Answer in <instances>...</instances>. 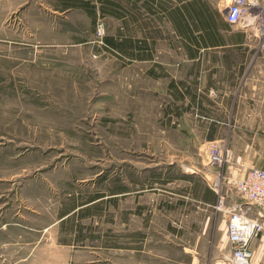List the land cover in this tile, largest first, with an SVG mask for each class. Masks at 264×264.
Here are the masks:
<instances>
[{
    "label": "rangeland",
    "instance_id": "1",
    "mask_svg": "<svg viewBox=\"0 0 264 264\" xmlns=\"http://www.w3.org/2000/svg\"><path fill=\"white\" fill-rule=\"evenodd\" d=\"M73 1L0 0V264L223 260L216 191L242 201L234 182L264 168V137L229 120L213 85L183 104L171 84L195 67L163 12Z\"/></svg>",
    "mask_w": 264,
    "mask_h": 264
},
{
    "label": "crops",
    "instance_id": "2",
    "mask_svg": "<svg viewBox=\"0 0 264 264\" xmlns=\"http://www.w3.org/2000/svg\"><path fill=\"white\" fill-rule=\"evenodd\" d=\"M126 4H129L136 9L146 10L147 4H157L159 0H124ZM167 4L175 6H190L195 4L199 11V18L195 20V25L201 26L202 29L193 28V38L195 42L187 41L186 39L178 36L182 43V47L179 50L182 51L184 58L194 64V69L189 72L188 77H193L190 81L182 79L180 81H172L176 85L182 84V88H179L184 98H181L185 105L202 106V92L207 93L210 91L213 85L215 93L220 94L214 100L215 105L222 107L227 111L230 109L231 122L240 123L248 122L251 124V132L254 137H264V54L256 51L253 54L254 60L251 64L246 65L243 61L240 64H234L232 60L235 56L240 54L250 53L251 49L255 45L250 37L239 26L230 25L225 19V10L228 7L231 0H165ZM259 5L264 8V0H257ZM59 6H55L56 10L66 11L76 6L73 4V0H57ZM217 12L218 16L214 15ZM190 26H194L190 18H186ZM215 25L216 28L212 31L218 33V41L214 44H206L201 41L202 36L208 26ZM188 51H192L193 55H190ZM214 55L219 59L218 63H225V65H215L211 67L203 66L205 60ZM230 60V61H229ZM230 62V65H226ZM210 70V71H207ZM226 73L230 76V86L225 87L230 96L225 97L223 94V88H221L223 78L221 75ZM213 74L214 79L211 76L206 79V75ZM220 75V77L218 76ZM228 79V77L226 78ZM193 91L197 98L196 102H191V96L186 93L187 90ZM244 91V92H243ZM227 95V94H226ZM223 121V120H222ZM239 127V125H238ZM206 189V188H205ZM218 199V198H217ZM202 202V198L200 200ZM206 202V201H204ZM229 202H232L229 198ZM213 204L211 202H206ZM234 203H238L234 201ZM244 204V201H241ZM225 220V236L227 235V215ZM6 224H3V227ZM228 244V237H227ZM250 247L253 251V258L250 264H264V235H259L254 238ZM230 247L229 254H226L224 259L212 262L210 264H232L230 261ZM203 257V254H202ZM202 264H208L206 260H202Z\"/></svg>",
    "mask_w": 264,
    "mask_h": 264
},
{
    "label": "built area",
    "instance_id": "3",
    "mask_svg": "<svg viewBox=\"0 0 264 264\" xmlns=\"http://www.w3.org/2000/svg\"><path fill=\"white\" fill-rule=\"evenodd\" d=\"M224 12L226 21L239 26L253 41L257 51L264 54V8L258 1L231 0ZM234 189L244 204L229 202V195L220 193V189L216 191L219 196L216 208L228 217L231 263L250 264L253 258L250 243L259 235H264V168L247 169L234 182Z\"/></svg>",
    "mask_w": 264,
    "mask_h": 264
},
{
    "label": "trees",
    "instance_id": "4",
    "mask_svg": "<svg viewBox=\"0 0 264 264\" xmlns=\"http://www.w3.org/2000/svg\"><path fill=\"white\" fill-rule=\"evenodd\" d=\"M147 7L148 8L146 9V11H148L149 14L155 15L160 11L163 12V14L166 15L167 17V20L171 22L173 30L176 35L186 39L187 41L196 43V40L192 36L193 34L192 29L193 28L202 29V25L201 26L195 25V20L199 18V11L196 8L195 4H191L190 6L173 7L172 5L167 4L165 0H159L157 4H147ZM214 15L218 16L217 12H215ZM186 18H190V20H192L194 24L193 27L189 25V22L186 20ZM215 28H216L215 25L208 26L203 36L201 33V41H203L206 44L216 43L219 37H218L217 32L212 31ZM128 39L129 38L126 37L125 40H128ZM107 42L108 43L110 42V44H112L113 46H117V43H115V41L113 40L107 39ZM188 53L190 55H193L192 51H188ZM171 86L178 90H180L179 88H182L181 83H179V85H176L174 82H172ZM186 93L191 96V102H196L195 99L197 98V95L193 91L188 89ZM180 94H181V98H184L182 92ZM183 178H190V177L188 175H183ZM93 201L95 200H91L90 202H93ZM204 201L211 202V203L215 202V196L209 189H206V197H204Z\"/></svg>",
    "mask_w": 264,
    "mask_h": 264
}]
</instances>
